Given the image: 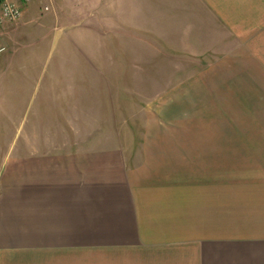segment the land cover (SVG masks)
<instances>
[{
  "label": "crops",
  "instance_id": "1",
  "mask_svg": "<svg viewBox=\"0 0 264 264\" xmlns=\"http://www.w3.org/2000/svg\"><path fill=\"white\" fill-rule=\"evenodd\" d=\"M44 1L50 21L123 40L97 71L148 55L223 58L167 83L137 144H0V264H264V78L227 76L264 72V0ZM34 3L0 23L2 55L15 54L10 36ZM48 100L0 81V119L11 112L17 135L26 119L41 131L34 106Z\"/></svg>",
  "mask_w": 264,
  "mask_h": 264
},
{
  "label": "rangeland",
  "instance_id": "2",
  "mask_svg": "<svg viewBox=\"0 0 264 264\" xmlns=\"http://www.w3.org/2000/svg\"><path fill=\"white\" fill-rule=\"evenodd\" d=\"M32 3L35 4V13L30 18L34 19H29V24L20 29H14L10 36L9 44L17 47L15 54L10 55L11 51L0 54V81L14 80L28 84L31 91L35 87L37 99L40 95H46L49 102H37L32 107L37 114L46 111L47 118L45 122L43 119L36 121V127L41 128V131L36 130L35 134L28 131L30 124L27 119L19 121L20 134L17 135L14 132L18 121L11 119V112L9 117L5 113L4 119H0V144H137L146 113L156 107L151 102L157 95L170 90L167 83H171L174 78L197 75L199 72H193V69L211 62L220 63L223 58L219 54L189 57L148 55L142 57L143 62L137 61V64H141L135 67L137 69L128 65L124 72L97 71L94 63L104 64L98 66L102 69L107 68L109 47H120L123 40H115L112 37L114 34L110 35L107 30L100 33L99 39L93 40L91 31L82 21L75 19L79 21L78 25L72 23V16L48 20L51 11L43 9L46 5L44 0H30L24 5L21 17ZM14 25H9V28ZM94 47H99L103 54L92 55ZM114 58L119 67H123L120 60L124 57ZM129 58L138 60L136 56ZM9 63L18 71H3ZM157 64L158 69L162 67L163 71L156 70ZM173 67H176L175 70H172ZM177 68L190 71H179ZM236 74L244 78H264V72L229 71L227 76L234 78ZM160 81L162 87L157 86ZM3 107L6 111L11 108L8 105ZM22 107L18 106L21 110ZM24 108L28 110V105ZM44 123L46 130L43 129Z\"/></svg>",
  "mask_w": 264,
  "mask_h": 264
},
{
  "label": "built area",
  "instance_id": "3",
  "mask_svg": "<svg viewBox=\"0 0 264 264\" xmlns=\"http://www.w3.org/2000/svg\"><path fill=\"white\" fill-rule=\"evenodd\" d=\"M30 0H0V23H14L23 13L24 5ZM48 8L45 6L44 10ZM6 51V46L0 41V54Z\"/></svg>",
  "mask_w": 264,
  "mask_h": 264
}]
</instances>
